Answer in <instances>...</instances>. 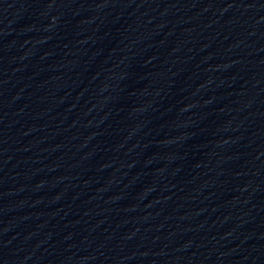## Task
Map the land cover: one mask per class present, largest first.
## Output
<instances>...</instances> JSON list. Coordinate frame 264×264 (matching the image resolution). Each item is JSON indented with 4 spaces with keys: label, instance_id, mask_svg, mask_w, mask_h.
I'll return each instance as SVG.
<instances>
[{
    "label": "water",
    "instance_id": "1",
    "mask_svg": "<svg viewBox=\"0 0 264 264\" xmlns=\"http://www.w3.org/2000/svg\"><path fill=\"white\" fill-rule=\"evenodd\" d=\"M0 264H264V0H0Z\"/></svg>",
    "mask_w": 264,
    "mask_h": 264
}]
</instances>
